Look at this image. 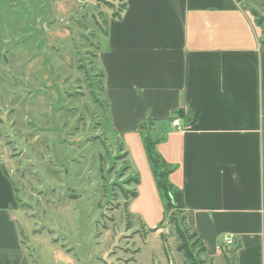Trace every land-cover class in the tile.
I'll return each mask as SVG.
<instances>
[{
  "label": "crops",
  "instance_id": "0c3cea01",
  "mask_svg": "<svg viewBox=\"0 0 264 264\" xmlns=\"http://www.w3.org/2000/svg\"><path fill=\"white\" fill-rule=\"evenodd\" d=\"M260 2L119 0L124 8L109 19L106 46L96 55L110 124L139 180L133 200L147 183L163 218L145 150V138H154L169 184L182 192L185 224L211 262L231 251L237 264L264 260ZM146 119L153 125L140 131ZM6 163L1 146L0 264H31ZM226 235L233 236L229 254L217 251Z\"/></svg>",
  "mask_w": 264,
  "mask_h": 264
},
{
  "label": "rangeland",
  "instance_id": "374dc122",
  "mask_svg": "<svg viewBox=\"0 0 264 264\" xmlns=\"http://www.w3.org/2000/svg\"><path fill=\"white\" fill-rule=\"evenodd\" d=\"M261 1L255 25L264 51ZM119 5L0 0V147L31 264L185 261L170 224L174 212L163 208L160 225L159 204L145 182L131 198L137 176L102 94L96 55ZM192 250L200 264H237L232 251L227 260L218 252L211 262Z\"/></svg>",
  "mask_w": 264,
  "mask_h": 264
},
{
  "label": "trees",
  "instance_id": "16d2710c",
  "mask_svg": "<svg viewBox=\"0 0 264 264\" xmlns=\"http://www.w3.org/2000/svg\"><path fill=\"white\" fill-rule=\"evenodd\" d=\"M124 6L121 4L119 5V11H121ZM254 16L256 18V12H254ZM113 17L117 18L118 13L115 12ZM257 23V21H256ZM259 27V23H257ZM99 78H102L103 75H98ZM102 89V84H101ZM151 124V120L146 119L139 125V130L144 131L148 130V127ZM145 150L147 153V157L149 162L152 166L153 176L156 181L157 189L161 195L162 201L164 202V209L166 212L173 211L172 217L170 216V224L174 225L175 232L177 235V240L179 241L176 250L177 252L181 253L184 258L183 264H200L197 259L196 255L193 254V248H196V254H204L205 253V246L203 240L200 236H198L194 231L190 235L186 234L187 229L184 228L185 224V217H184V203H183V196L182 192L179 190H175L172 185L168 183V174L170 173V169L166 166L164 161L155 153L154 146L156 141H151L149 138H145ZM135 184H139L138 178L135 179ZM137 193L134 192L131 195V198H136ZM179 214V217L178 215ZM165 216V215H164ZM163 219L160 221V225L163 224ZM175 220V222L173 221ZM186 228L187 225H186ZM188 238L191 241L190 246L188 245L189 241H186L185 238Z\"/></svg>",
  "mask_w": 264,
  "mask_h": 264
},
{
  "label": "built area",
  "instance_id": "2783aa9c",
  "mask_svg": "<svg viewBox=\"0 0 264 264\" xmlns=\"http://www.w3.org/2000/svg\"><path fill=\"white\" fill-rule=\"evenodd\" d=\"M172 126L177 127L178 126V121L177 119H175L174 121H172ZM233 244V236L232 235H226L222 241L221 244H219L217 246V251H221V252H226L227 254H229L230 251V246ZM223 248H225L226 250L224 251Z\"/></svg>",
  "mask_w": 264,
  "mask_h": 264
}]
</instances>
